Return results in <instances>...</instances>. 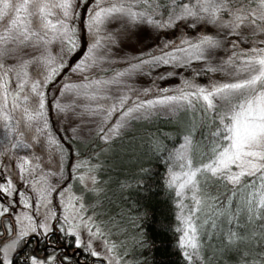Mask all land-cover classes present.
I'll return each mask as SVG.
<instances>
[{"label": "rangeland", "instance_id": "rangeland-1", "mask_svg": "<svg viewBox=\"0 0 264 264\" xmlns=\"http://www.w3.org/2000/svg\"><path fill=\"white\" fill-rule=\"evenodd\" d=\"M112 3L113 0H102L100 6L108 7ZM93 4L96 6V0H93ZM54 13L53 22L58 17L63 19L59 9H54ZM11 18L12 16H9L3 20L1 25L4 32ZM223 19L228 20L230 17L224 14ZM71 20L72 16L67 21L70 27ZM188 23L191 21H182L181 25ZM197 23L203 22L197 21ZM88 25L89 18L84 25L85 51L79 56L78 62L75 61L70 68L66 67V60L71 51L67 52V44L59 40L48 45L46 53L43 48H36L31 44L20 45L10 42L4 45L10 51L0 56V65H2L0 67V189L6 188L8 182L11 183L12 188L7 194L2 190L0 193L5 200L12 203L13 210L10 214L15 238L19 237L21 231L27 232V235L45 234L55 225L67 236H72L75 245L78 240L79 245L86 248L91 256H93L91 253H97L94 258L103 260L105 264H118L110 249L96 236V231L91 230L90 218L84 214L81 194L83 188L86 189L91 184L92 177L89 174L80 176L76 174L69 183H65L68 178L64 169L66 155L59 140L51 132L48 118L55 120L62 136L76 139L88 137L106 124H110L113 129L114 126H119L123 111L135 108L137 103L154 100L165 94L175 95L177 89L184 86L185 80L204 87L232 80L233 77L230 75L232 69L224 62L234 51L264 47V43H256L264 41V34L258 33L252 36L250 29L241 28L238 37L231 34L230 29L221 28L216 24L207 25L203 29H185L182 26L161 29L132 22L123 16L110 18L99 31L89 30ZM31 28L36 32L41 31V21L38 17L32 18ZM197 33L212 34L220 40V47L215 50L216 55L210 63L213 67L223 65L224 70L206 71L209 62L204 61L193 62L187 66L160 64L155 67L144 65L141 70L131 69V65L139 63L141 59L160 55L161 49L169 41L173 43L169 48L164 49L165 51H170L175 45L180 44L186 36L196 39ZM100 38H103L104 46L98 50L96 62L89 61L88 49ZM232 41L237 42L236 48L232 47ZM42 53L56 58L54 66L63 65L59 74L65 71V75L57 83L46 82L50 66L43 59H36ZM77 63L84 64L83 71L75 70ZM121 72L126 75L119 77L120 83L108 85L101 91V98L98 100H89L83 95L76 94L83 84L113 80ZM35 84L40 85L37 91H33ZM65 85L72 86L74 90L65 91ZM163 89L168 91L164 93ZM89 91L91 92L92 89ZM38 93H44L43 97ZM47 96L49 100H55L50 110L46 105ZM121 96L127 97L122 109L105 118L107 110L117 104ZM41 98L45 104L42 110L44 114L36 118L37 113L41 111L39 108ZM98 106L102 107L96 111ZM149 112L162 115L174 113L166 106H156ZM143 115H146L143 109L133 113L136 117ZM30 116L33 119L30 120ZM130 118H126L123 125ZM183 143L184 139L181 140L180 145ZM173 170L178 169H175L172 160L169 181ZM174 189L176 195V188ZM76 190L80 195L75 194ZM183 204L191 206L189 194L183 198ZM176 208L180 246L184 225L181 221V198L177 196ZM184 211L186 212L187 209L185 208ZM14 239L4 243L3 249L8 250L6 253L3 251V257H8L7 254L12 252L11 249L17 241H13ZM9 245L13 247L9 248ZM181 250L188 261L199 260L198 255L189 260L185 255L187 250L184 248Z\"/></svg>", "mask_w": 264, "mask_h": 264}, {"label": "snow or ice", "instance_id": "snow-or-ice-1", "mask_svg": "<svg viewBox=\"0 0 264 264\" xmlns=\"http://www.w3.org/2000/svg\"><path fill=\"white\" fill-rule=\"evenodd\" d=\"M101 3L102 0H96L98 10L93 11L91 8L88 10L89 30L99 31L110 18L123 16L132 22L161 29L177 26L185 29H203L207 25L216 24L221 28L230 29L231 34L238 37L241 28L250 29L252 36L264 34V0H113L108 7H101ZM72 7L73 0H0V21L12 16L4 34L0 35V56L10 51L4 47L10 42L20 45L31 44L36 48H43L46 53L48 45L59 40L69 45V51H75L77 47L74 39L75 29L67 23L72 16ZM138 8L141 10H137ZM54 9L60 10L63 19L58 17L53 22ZM224 14L230 19H223ZM33 17H38L41 21L40 32L31 28ZM182 21L191 23L181 25ZM197 21L203 23L198 24ZM172 43V41L166 43L160 55L141 59L139 63L131 65V69L141 70L144 65L155 67L160 64L187 66L193 62L204 61L209 62L206 71L224 70L223 65L213 67L210 63L216 55L215 50L221 44L214 35L197 33L196 39L186 36L180 44L175 45L170 51H165L164 49L169 48ZM231 44L233 48L237 47L236 41H232ZM103 46V38L97 39L88 49L87 59L96 62L97 52ZM44 53L36 59H43L50 66L46 82L51 83L63 65L54 66L56 58ZM224 64L232 69L230 73L232 80L210 87L194 85L185 80L184 86L177 89V94H165L154 100L137 103L135 108L123 111L119 126L112 129L114 133L118 132L126 118H139L133 116V113L143 109L147 114L156 106H166L172 111L199 108L204 117L215 125L214 130L209 132L206 145L194 143L193 135L189 131L183 138L184 143L170 154L175 169H178L171 172L169 183L176 188V196L181 198V221L184 227L180 246L187 250L185 255L189 260L198 255L200 248L201 225L197 223L200 219L199 214L207 213L211 218V227H216V220L220 217H224L228 223H232L231 218H234V213L230 211L231 197L225 198L227 201L225 206L220 197L214 196L209 190L210 183L223 184L225 188L232 185L228 191L231 196L242 199V204L249 213V220L256 217L264 219V47L234 51ZM83 69V63L76 64L75 70ZM124 75L126 73L121 72L113 80L83 84L76 94L83 95L89 100H98L103 89L110 84L120 83L119 77ZM39 87V84L33 85V91H37ZM64 90L74 89L65 85ZM162 91L166 93L168 89ZM38 94L41 97L44 95ZM126 100L127 97L121 96L118 103L107 110L105 118L122 109ZM101 107L98 106L96 111ZM39 108L41 111L37 113L36 118L44 114L43 98L40 99ZM29 119L33 117L30 116ZM11 188V183L8 182V186L0 190L7 194ZM186 194H189L191 206L183 204ZM7 211L8 209L4 207L0 210V215L6 214ZM26 235L27 232L24 231L19 233L20 238ZM235 235L230 233L232 237ZM79 246L77 240L76 247ZM11 247L13 245H9V248ZM7 250L0 249L5 253ZM91 254L97 255L95 252ZM0 264L11 262L0 260ZM33 264H38L35 258Z\"/></svg>", "mask_w": 264, "mask_h": 264}, {"label": "trees", "instance_id": "trees-1", "mask_svg": "<svg viewBox=\"0 0 264 264\" xmlns=\"http://www.w3.org/2000/svg\"><path fill=\"white\" fill-rule=\"evenodd\" d=\"M92 2L74 1L70 24L75 29L77 47L66 60V67L78 62L85 51L84 25L89 18L88 10L96 9ZM2 23L0 35L4 33ZM66 49L70 52L69 45ZM64 75L62 71L53 83ZM47 97L50 110L55 100ZM48 124L66 155L65 183L76 174L92 177L91 184L81 194L84 214L90 218L91 230L96 231L118 264H264V219L249 220L242 199L228 191L232 185L225 188L223 184H209V190L225 206V198L231 197L232 223L220 217L216 227H211L207 213L199 214V260L188 261L179 246L176 195L169 183L173 160L170 154L189 131L194 143L201 146L208 143L209 132L215 125L199 108L180 109L171 115L149 112L130 118L118 132L114 133L111 125L106 124L82 139L62 136L51 117ZM74 192L80 195L77 190ZM51 230L61 240L74 243L72 236L55 225ZM230 233L236 235L232 237ZM79 247L91 256L86 248Z\"/></svg>", "mask_w": 264, "mask_h": 264}, {"label": "flooded vegetation", "instance_id": "flooded-vegetation-1", "mask_svg": "<svg viewBox=\"0 0 264 264\" xmlns=\"http://www.w3.org/2000/svg\"><path fill=\"white\" fill-rule=\"evenodd\" d=\"M4 207L8 211L0 215V249H3L5 242L15 238V229L10 214L13 210L12 203L5 200L0 193V210ZM39 234L15 238L13 241H17L11 249L12 252L7 254L8 257H3L4 252L0 251V260L10 261L11 264H33L34 258L38 264H99V261L104 262L88 256V253L81 247L77 248L75 243L61 240L51 229L45 234Z\"/></svg>", "mask_w": 264, "mask_h": 264}]
</instances>
